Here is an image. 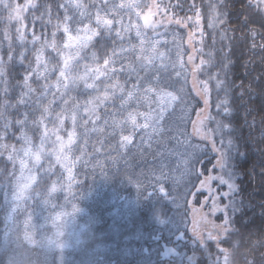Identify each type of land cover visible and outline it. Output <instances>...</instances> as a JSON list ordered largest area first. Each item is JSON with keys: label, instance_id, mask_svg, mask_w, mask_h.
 <instances>
[{"label": "snow or ice", "instance_id": "1", "mask_svg": "<svg viewBox=\"0 0 264 264\" xmlns=\"http://www.w3.org/2000/svg\"><path fill=\"white\" fill-rule=\"evenodd\" d=\"M220 2L223 4V0ZM176 7L180 5L169 0H52L45 4L37 0H24L23 3L0 0V23L6 25L0 41V155L7 152V159L13 165L6 175L0 173V197L4 207L10 209L3 220L7 238L12 230L9 224L13 214L20 210L27 212L25 228L34 229L31 222L35 205L49 204L53 193L64 187L59 181H53L47 193L39 190L44 177L55 175L53 158L55 165L67 172L68 189H71L73 167L81 159L71 157L78 139L77 128L83 130L85 144L90 133L101 134L100 143H103V137L114 139L118 136L111 150L119 156L135 148L142 158L152 155L159 160V166L149 170L153 175L159 172L155 185L150 183L149 187L169 196L175 204L178 200L184 201L182 221L187 230L191 223L193 236L201 244L204 243L202 229L208 230L209 240H218L219 236H213V232L229 233V226L237 224L236 214L243 215L247 205L243 199H236L242 189L236 183L235 171L230 164L232 153L239 154L241 148L240 137L235 134L237 125L234 121L239 115V106L232 94L234 82L227 79V64H222L221 71L215 74L206 67L214 66L212 53H208L207 60L201 55L199 63L196 62L203 47L193 45H203L202 39L197 40V34L202 38L204 33L201 10L195 0L190 5L191 16H177L173 11ZM209 7V27L223 24L220 17L224 14L217 11V5ZM246 7L256 9L255 15L264 27V0H249ZM41 8L44 10L40 11ZM38 11L40 14L36 15ZM237 20L240 24L248 23L238 17ZM12 24L16 25L15 39L11 33ZM173 25L192 28L188 34L187 45L191 52L187 54V60L183 58L185 53L177 44L175 34L171 41L176 49L175 58H172L173 50L167 47L170 43L166 39L167 29ZM250 31L254 38L257 30ZM4 41L7 42V59L2 53ZM14 45L23 49L19 51L18 60L23 71L17 73L15 83L9 75V69L15 67L11 63L15 58ZM221 72L224 79L220 78ZM201 76L206 78L200 79ZM189 77L193 89L198 86L196 96L203 98L204 108L198 111L190 109L186 103L185 97L189 95L186 88H175L181 80L186 86ZM213 89L217 92L215 115L211 112ZM54 104L60 107L59 111L55 110ZM177 107L181 115L170 123L176 116ZM190 111L196 112V120L191 122L192 131L188 132ZM12 113L20 118L13 120ZM36 113L39 116L30 119ZM49 121L52 127L48 126ZM66 121L71 122L67 139L60 135ZM209 123L215 126L210 128ZM261 123L264 124V115ZM29 126L34 130L42 129L39 143L24 130ZM14 127L20 131L19 147L3 142L9 135H14L11 132ZM218 136L220 147H217ZM190 137H200L205 148L191 145ZM172 141L175 144L169 148ZM154 144L162 145L168 156L180 157L181 176L186 180L183 191L175 196L172 195L174 189L165 187V183L173 179L171 173L165 171L163 161L167 157L156 151ZM208 144L210 148H207ZM209 151L213 153L211 158ZM85 154L81 147V155ZM44 161H49L47 168ZM261 174L264 175V171ZM73 210L78 211L75 206ZM217 213H222V218L217 217L221 219L220 223L210 219ZM65 215L69 214L57 213L53 223ZM62 235L57 232V236ZM24 239L37 243L27 231ZM16 242L19 243V236ZM64 246V243L59 244L60 248ZM220 251L224 253V264H232L233 253L228 249ZM10 252L14 254L9 255ZM4 255L8 257L7 264H24L10 244ZM213 264H219L218 259Z\"/></svg>", "mask_w": 264, "mask_h": 264}, {"label": "trees", "instance_id": "2", "mask_svg": "<svg viewBox=\"0 0 264 264\" xmlns=\"http://www.w3.org/2000/svg\"><path fill=\"white\" fill-rule=\"evenodd\" d=\"M20 2L23 3L24 0ZM37 2L45 4L52 3V0H37ZM169 2L180 5L173 9L177 16L193 15L190 10L193 0H169ZM248 3L249 0H223V4L220 0H195L196 6L201 10V28L204 33L202 38L197 34V40L202 39L203 45L199 43L193 45L203 47V53L197 54L196 62L199 63L201 55L207 60L208 53H212L214 66L206 67H210L213 74L221 71L222 64H227V79L229 82H234L232 94L239 106V115L234 124L237 125L235 134L240 137L241 148L239 154L232 153L230 164L235 171L236 183L242 189L236 199H243L247 206L243 215L236 214L238 222L234 226H229L230 234L226 233L218 240H209L206 237L201 244L193 236L191 223L188 224L187 230L182 221L184 201L178 200L175 204L169 196L158 189L149 187L150 183L155 185L156 176L159 175V172L153 175L149 170L157 168L159 160L154 159L152 155L142 158L135 148L126 155L119 156L116 151L111 150V145L118 141V136L114 139L103 137V143H100L101 134L90 133L87 137L88 142L85 144L83 130L78 128L75 150L81 153V147H83L86 154L80 156V162L76 166L78 183L75 190L79 193L83 191L82 195L90 201L87 207L91 213V224L86 243L78 249L67 250L65 255L69 259L64 264H213V261L217 259L219 264H224V253L220 251L221 249H228L233 253L230 258L232 264H264V175L261 174L264 171V124L261 123V116L264 115V91H262L264 89V79H262L264 77V47H261L264 45V35L261 33H264V27L255 15L256 9L246 7ZM211 4H216L217 11L224 14L220 17L224 23L217 24L215 27H209ZM43 10V8L40 9V11ZM53 11L55 12V5H53ZM39 14V11L36 12V15ZM237 17L240 21L247 20L248 23L246 25L238 23ZM5 27L6 25L0 23V41L3 40ZM10 27L15 39L16 25L12 24ZM29 27L31 28V24ZM172 28H176L182 38L186 37V40H188L187 32L189 34L192 31L191 27L183 28L176 25L167 30ZM253 28L257 30L254 38L250 31ZM29 39H31L30 36ZM14 48L15 58L11 63L15 67L9 69L13 83L18 79L17 73L23 71L18 64L19 51L23 49L18 45H14ZM7 51V42L4 41L2 53L5 59H7ZM190 52L191 48L188 46L186 54ZM29 55L31 58V54ZM205 78L206 76L200 77V79ZM220 78L224 79L222 72ZM173 79L177 78L173 76ZM33 86L35 87V84ZM180 87H185L189 92V95L185 97L189 107L192 106V109L198 111L204 106L203 98L196 96L189 79L186 86L182 80L175 85V88ZM219 95L222 97L223 93ZM12 99L14 102L15 97L13 96ZM197 100H199L198 108ZM212 100L211 112L215 115L217 100L215 89L212 92ZM189 114L191 121L187 131L191 132V122L195 119L196 112L191 111ZM180 115L181 111L177 107L176 116L170 123H174ZM38 116L39 113H36V116L30 119ZM11 118L15 120L20 117L12 113ZM225 122H230V119ZM214 126V123L208 124L210 128ZM88 127H91V124ZM24 130L36 138L40 129L34 130L29 126ZM11 132L14 135H9L3 142L16 144L19 147L21 142L17 140L20 135L18 127L12 128ZM179 139L184 138L179 137ZM219 140L218 136L217 147L221 146ZM189 141L194 147L205 148L204 142L199 137H190ZM226 142L227 139H225ZM174 144L175 141H172L168 147L171 148ZM153 147L161 153L164 151L162 145L154 144ZM210 147L211 145L208 144L207 148ZM7 156V152L0 155V173L3 175L12 171L13 167ZM75 156L79 157L78 154ZM208 156L211 158L213 153L209 151ZM213 163H215L214 160ZM208 167L211 169L212 165ZM179 177L165 183L167 189H174L173 196L183 191L186 178L181 175ZM115 186L121 187L119 192L128 193L136 203L129 213L117 218L111 214L113 205H104L102 198L97 196L102 195L109 200V190ZM91 187L98 190H94V195L88 196L86 192L88 193ZM224 203H227V200ZM217 217L222 218V213H218ZM4 218L5 207L0 197V264H7L8 257L4 253L9 244L11 249L20 254L24 264H59L56 260L58 254H55L52 259L48 258V253L23 239L16 247V244L5 235ZM188 220H191V209H189ZM217 220L221 222V219L217 218ZM241 224L246 227L241 228ZM12 254L14 253H9V255Z\"/></svg>", "mask_w": 264, "mask_h": 264}, {"label": "rangeland", "instance_id": "3", "mask_svg": "<svg viewBox=\"0 0 264 264\" xmlns=\"http://www.w3.org/2000/svg\"><path fill=\"white\" fill-rule=\"evenodd\" d=\"M164 31V29L162 30ZM167 36L166 39L170 42L168 44V48H171L173 50L172 58H175V46L171 43L173 39V34H175L176 42L180 47L182 48L184 55V60H187V53L186 49L188 47L186 37L181 36V34L178 32L176 28H172L167 30ZM184 36V35H183ZM187 38H188V32H187ZM189 80L192 85L191 77H189ZM193 87V86H192ZM174 90V89H169ZM198 90L195 89V92ZM202 97V96H201ZM56 111L60 110V107L56 104L53 105ZM192 109V106L189 107ZM204 108V106L202 107ZM201 108V109H202ZM180 110V108H179ZM191 112V111H190ZM190 115V114H189ZM196 120V117L193 121ZM48 126L52 127V123L49 121ZM78 129V128H77ZM67 130H71V122L66 121L65 122V130H62L60 132V135H62L65 139H67ZM42 129L39 130L38 136L35 138L32 136L35 143H39V135ZM78 134V133H77ZM55 137L53 136V139ZM200 138V137H199ZM189 143L193 145L190 141ZM50 146V145H49ZM184 149L181 148V151ZM189 151H192L191 148L188 149ZM164 156L167 158L163 161L165 165V171L170 172L173 179L175 180L177 178H180L181 175V164H180V157L178 155H172L168 156V154L163 151L162 152ZM75 154H78L79 157L81 155L80 151L75 150L71 154L72 159H75ZM77 161L75 166L73 167V176L74 180L71 185V189H68V174L66 171H64L59 165H55L54 158L51 161V163L54 164V167L52 171L55 173V175H49L44 177L42 181H40V189L44 193H47L49 189L52 187L53 181H59L64 185V187L53 193L50 203L47 205L43 204H36L34 207V213H33V219L32 224L35 225V228L32 227L25 228L24 221L27 219V212L20 210L17 213L13 214L12 220L10 221V228L12 229L9 233L8 237L11 241H13L16 244V247L19 246L21 243V239L28 242L24 239L25 231H27L30 235H32V238L37 241V243H30L31 245L37 246L38 248H41L44 250L45 253H48V258L52 257L55 254H58L56 257L57 262L59 264H64L69 257L65 255V252L67 250L72 249H78L81 246H83L86 243L87 235L89 231V225L91 224V213L89 212V208L87 207L90 203L88 199L82 195V192H78V190H75V186H77L78 183V170H76V166L78 164ZM160 163V162H159ZM49 164V161H44V167L47 168ZM159 165V164H158ZM17 171L19 168L18 162L16 165ZM94 190H98L95 187H91L88 189V193L86 194L88 196L94 195ZM121 190V187L115 186L109 190L110 199L103 197L102 195H97L102 198V201L105 204H112L113 210L112 215L117 217H122L124 214L129 213L131 208L136 206V203L134 201L133 197H129L128 193L119 192ZM32 203V202H29ZM103 205V204H102ZM74 206L78 211L74 212ZM27 207V205H25ZM197 207H199L197 205ZM8 211L10 209L5 208V216L7 215ZM207 211V209H205ZM57 213H68L69 215L61 216L59 220H56L55 223L53 221L55 220V217ZM218 215V213H217ZM210 219H214L216 223H219L216 217H210ZM192 228V225H191ZM60 231L63 233L62 236H57V232ZM207 229H202V235L204 238L207 237ZM226 233H216L213 232V236H219L223 237ZM17 236H19V243L16 242ZM51 240L53 243L49 244L48 241ZM42 241V242H41ZM64 243V247L60 248L59 244ZM105 246H103L104 248Z\"/></svg>", "mask_w": 264, "mask_h": 264}]
</instances>
